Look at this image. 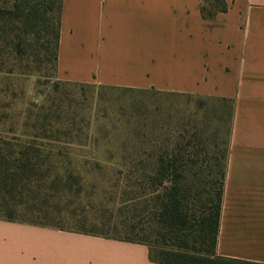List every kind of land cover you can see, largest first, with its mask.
Instances as JSON below:
<instances>
[{
    "label": "rangeland",
    "instance_id": "1",
    "mask_svg": "<svg viewBox=\"0 0 264 264\" xmlns=\"http://www.w3.org/2000/svg\"><path fill=\"white\" fill-rule=\"evenodd\" d=\"M48 2L0 0V152L19 183L0 189V219L143 242L158 260L175 247L155 220L174 179L191 212L224 195L233 105L62 80ZM34 5L44 19H28Z\"/></svg>",
    "mask_w": 264,
    "mask_h": 264
},
{
    "label": "crops",
    "instance_id": "2",
    "mask_svg": "<svg viewBox=\"0 0 264 264\" xmlns=\"http://www.w3.org/2000/svg\"><path fill=\"white\" fill-rule=\"evenodd\" d=\"M63 0L59 77L230 101L217 256L264 264V0ZM0 264H157L150 246L0 219Z\"/></svg>",
    "mask_w": 264,
    "mask_h": 264
},
{
    "label": "trees",
    "instance_id": "3",
    "mask_svg": "<svg viewBox=\"0 0 264 264\" xmlns=\"http://www.w3.org/2000/svg\"><path fill=\"white\" fill-rule=\"evenodd\" d=\"M54 3H57L55 21L58 26H56L54 32V42L56 46L54 58L58 63L63 0H49L47 3L49 10H53L52 7ZM24 9L26 10V8ZM30 9L28 19H31V16L34 19H44L45 12L42 13L39 6L34 5V7ZM227 10L228 5L224 0H202L200 6L201 16L204 19H213L219 13H225ZM21 13L22 11L19 6H16L15 11H12L15 17H19ZM26 154V151L20 152L21 158L19 161L21 162L20 168H22V171L25 167L30 165V161L25 159ZM163 170H165L164 167ZM9 173L8 158L0 152V189L5 191V199L12 198V189H15L19 184L16 180L18 173L15 171L11 174ZM225 176L226 170H224V182ZM172 182L173 184H171L170 187L166 189L165 193L158 199V210L155 220L156 226H158L163 233V237L173 241L175 247L161 250L159 252V259H153L157 264H259L224 258L216 254L223 202L222 186H220L215 194V198L212 200H205L199 196L194 212H191L185 204L183 197L181 198L184 190L178 188V183H176L175 179ZM7 210H11V207H8ZM10 218L9 220H5L12 221ZM132 229V226L128 228V230ZM124 241L146 244L132 240ZM190 244H192V247H188Z\"/></svg>",
    "mask_w": 264,
    "mask_h": 264
}]
</instances>
